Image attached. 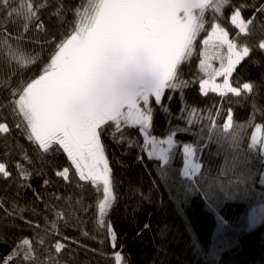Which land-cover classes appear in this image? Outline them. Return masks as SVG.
<instances>
[{"label":"trees","instance_id":"trees-1","mask_svg":"<svg viewBox=\"0 0 264 264\" xmlns=\"http://www.w3.org/2000/svg\"><path fill=\"white\" fill-rule=\"evenodd\" d=\"M87 3L8 0L5 6L0 0V122L9 126L8 133L0 134V163L10 173L8 178L0 174V264L6 259L8 264H116V255L122 264H264V221L233 235V245L218 257L211 255L219 222L231 226L249 210L243 200L250 198L244 194L246 187L239 193L242 198L212 205L201 190L182 187L186 178L179 175L182 146L196 151L199 168L194 178L199 181L203 177L227 182L223 165L237 162L227 154L233 138L239 143L238 161L250 157L253 128L264 126V50L258 47L264 40V12L257 11L264 0H229L216 19L230 40L250 49L230 78L232 86L241 88L240 96L200 92L199 82L207 78L199 66L202 41L215 19L207 16L191 56L180 65V87L166 90L161 105L151 99L148 134L170 137L177 145L170 165L146 155L137 127L122 126L116 139L123 140L116 142L114 125L105 126L101 142L115 199L104 221L98 215L102 189L81 181L58 145L42 153L16 127L22 118L11 105L13 91L42 74L55 43L75 27L77 11ZM31 4L36 15L29 20ZM237 9L241 18L253 21L247 34L231 23ZM246 82L253 84L250 93L242 90ZM229 110L232 120L225 130ZM64 168L69 169L68 181L56 176ZM22 171L29 173L28 179ZM256 180L255 190L264 193ZM57 242L64 245L59 253Z\"/></svg>","mask_w":264,"mask_h":264},{"label":"snow or ice","instance_id":"snow-or-ice-1","mask_svg":"<svg viewBox=\"0 0 264 264\" xmlns=\"http://www.w3.org/2000/svg\"><path fill=\"white\" fill-rule=\"evenodd\" d=\"M6 6L8 0H2ZM229 0H88L83 11H77L75 27L58 43L49 56V63L38 78L13 91L12 111L21 119L26 138L42 153L58 145L75 168L81 181L103 186L107 200L110 167L101 142L106 125H114L116 134L122 126H139L141 133L150 127V98L162 104L166 90L175 92L180 85V65L191 56L196 37L204 30V10L211 7L219 13ZM29 20L36 15L31 4ZM264 12V5L257 9ZM232 24L239 33L247 34L253 21L241 18L239 9L232 15ZM217 48L226 46L219 68L201 59V94L240 96L230 78L240 62L249 55L248 46L240 47L218 24L202 41ZM258 47L264 50V40ZM15 59V55L11 54ZM204 56V53H201ZM222 77V83L217 82ZM252 83H243L242 90L251 92ZM173 97L169 96V100ZM232 113L229 110L230 127ZM9 132L0 122V134ZM256 141L255 135L252 137ZM190 154V153H189ZM18 168L21 166L18 164ZM0 174L8 178L6 165L0 163ZM24 179L29 173L21 172ZM56 176L69 180V169ZM47 185L48 181L45 180ZM39 196V194H37ZM103 208V204L100 205ZM59 215V213H57ZM55 227V225H53ZM25 245L29 241H23ZM64 247L57 242V253ZM10 259V257H9ZM27 259V257H25ZM8 264V259L4 261Z\"/></svg>","mask_w":264,"mask_h":264},{"label":"rangeland","instance_id":"rangeland-1","mask_svg":"<svg viewBox=\"0 0 264 264\" xmlns=\"http://www.w3.org/2000/svg\"><path fill=\"white\" fill-rule=\"evenodd\" d=\"M221 13L222 9L219 13H217L213 11L211 7L204 10V22H206L208 17H215L208 28V32L211 31L213 24H218L221 28H223L216 20L217 17H220ZM203 53V59L209 61L212 64V67L219 68V59L217 57L221 55L226 56L227 48L226 46L223 48H217L213 45V42H210L207 46L203 45ZM216 79L218 83H222L223 81L222 77H217ZM151 99L154 100V98H150V101ZM137 128L140 131L139 126H137ZM149 128L141 133L143 136L146 155L149 158L159 159L162 163L170 165L175 156L177 145L170 137L158 139L149 136ZM253 135L256 137L255 142H253L252 139ZM233 140H235V142L231 144V146L229 145L227 147V154H231V160H236L237 164L235 162H231L223 165L222 175L225 177L227 175L229 177L228 180L226 179L227 182L222 180L211 182L210 180L212 179L209 180L203 177H201L202 180L200 179L201 181H199V177L194 178L197 177L199 168L196 151L190 146L181 147L183 162L182 167L179 170V175L182 178H186V182L184 184L182 183V187L190 186L201 190L202 193L206 195L207 201L212 202V205L214 203L217 204L219 202L226 201L227 199L231 200L235 198H242L239 193L243 191V187H246L244 189V194H246L247 197H250L249 199H243L249 206V210L243 220L237 222L236 224H231V226L223 225L222 222H219L211 251V255L215 257H218L222 251L229 249L233 245V235L238 234L242 229L249 230L264 221V193L261 190H255L254 188L255 179H257L256 182H258L260 186L264 187V126L256 125L253 128L248 143L250 157L245 156L238 161L237 152L240 150V148H238L239 143L236 142V138H233ZM229 160L230 159H226L225 162H229ZM97 186H99L103 191L102 184ZM109 189V196L107 200L103 197L101 202V204H103V208L99 206L98 215L100 221H104L107 210L115 199L111 184L109 185ZM177 189L183 190L179 185H177ZM115 262L116 264H122L119 255L115 256Z\"/></svg>","mask_w":264,"mask_h":264}]
</instances>
